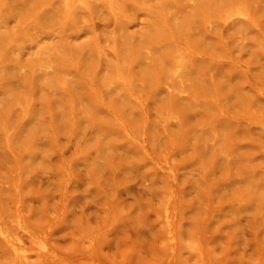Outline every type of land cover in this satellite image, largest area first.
<instances>
[{
  "label": "rangeland",
  "instance_id": "374dc122",
  "mask_svg": "<svg viewBox=\"0 0 264 264\" xmlns=\"http://www.w3.org/2000/svg\"><path fill=\"white\" fill-rule=\"evenodd\" d=\"M0 264H264V0H0Z\"/></svg>",
  "mask_w": 264,
  "mask_h": 264
}]
</instances>
